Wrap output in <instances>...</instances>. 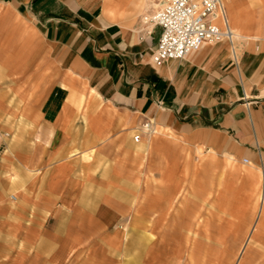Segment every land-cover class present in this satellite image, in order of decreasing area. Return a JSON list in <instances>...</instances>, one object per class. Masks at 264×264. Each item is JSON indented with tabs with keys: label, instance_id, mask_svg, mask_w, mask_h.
Returning <instances> with one entry per match:
<instances>
[{
	"label": "crops",
	"instance_id": "crops-1",
	"mask_svg": "<svg viewBox=\"0 0 264 264\" xmlns=\"http://www.w3.org/2000/svg\"><path fill=\"white\" fill-rule=\"evenodd\" d=\"M224 3L233 42L205 43L185 59L157 66L152 53L162 28L146 21L155 9L153 0H0V220H4L0 228L18 234L12 243L29 251L57 243L66 251L57 250L63 257L81 244L72 256L75 264L79 260L84 264L118 262L122 235L117 236V229L112 232L103 227L105 220L96 227L68 223L63 205L69 208L78 199L88 201L82 195L88 185L107 188L127 183L130 188H141L144 163L141 158V167H136L140 158L136 154L144 153L147 158L151 148L143 143L134 146L131 132L143 118L154 119L182 139L181 144L162 141V151L172 154L179 147L185 154L196 147L197 177L193 180H201L203 173L217 168L213 156L217 153L258 167L252 176L256 201L250 204L246 196L242 200L246 208H255L252 227L257 240L264 227V14H259V0ZM216 20L222 26V19ZM5 138H11L15 146L6 145ZM96 148L97 156L89 160ZM125 153L129 165L121 161ZM101 159L115 162V177L101 173L97 183L93 171L86 179L80 177L78 169L83 165L104 170L100 163L105 160ZM34 168L47 173L33 177ZM15 170L16 181L10 172ZM131 170L134 182H118ZM4 171L9 172L3 175ZM112 179L118 180L110 182ZM152 185L157 195L145 201L156 211L150 213L149 205L142 206L137 194L133 199L141 208L137 211L140 217H148L151 229V216L160 208L157 203H171L174 193L163 180ZM17 190H21L20 201L13 209L9 202L14 194L7 195ZM103 196L102 201L109 203V193ZM231 206L229 203L225 219L219 218V222L230 227L236 241V232L244 233L248 217L246 209L237 214ZM112 211L115 216L126 214L123 209ZM56 216L68 223L64 229L47 225ZM182 217L183 236L187 215ZM109 231L110 237L106 236ZM245 234L235 264L242 263L250 246L251 236ZM159 236L156 251L167 245L165 234ZM182 236L176 242L178 248ZM139 244L134 264L150 263L151 240L144 235ZM228 252L233 250H223L222 255ZM42 258L46 259L45 254Z\"/></svg>",
	"mask_w": 264,
	"mask_h": 264
},
{
	"label": "rangeland",
	"instance_id": "rangeland-1",
	"mask_svg": "<svg viewBox=\"0 0 264 264\" xmlns=\"http://www.w3.org/2000/svg\"><path fill=\"white\" fill-rule=\"evenodd\" d=\"M259 1L260 3L257 7L258 10H260L259 14H264V0ZM153 3L155 4L154 1ZM158 8L159 7L155 5L153 12ZM153 12L150 15H152ZM149 121L151 120L143 118L136 129L131 132V140L134 146L143 143L150 145L151 148L147 158L143 157L144 153H141L142 155L136 154V156H140L139 160L136 162V167H141V158H143L142 161L144 163L141 168L143 178H141V180L139 179V184H142L141 188L138 189L136 186L130 188V184L127 183H124V187L110 185L106 188L100 184L85 186L82 195L83 198H88V201L85 202L78 199L76 203L73 204V207L67 208L65 204L63 205L65 206L64 208L61 207L63 208L64 214H67L68 223L73 222L77 223V225L79 224V226L96 227L105 220L102 224L103 227L111 228L112 232L113 229H117V236L121 234L122 239L121 246H119L121 250L118 255V262L115 264H134L133 259L137 262L140 254L139 241L141 236L144 235L146 237L148 236V239L151 240L150 245L152 247L150 251H148V260H150L148 264H235L236 253L244 243L241 237L251 228L250 232L245 234L247 237L248 235L251 236L249 239L250 246L243 256L241 264H264V227L258 233L259 236L257 240H255V233L257 231L252 227L255 220V215L253 217V213L256 214V211H254L255 208L253 207L252 210L249 209L248 206L246 208V206L242 204L244 196H246V202L250 201V204L256 201L255 194L252 191L254 184V177L252 176L258 167H256L255 164L251 166L243 165L242 161L236 157L228 154H223L220 157L217 153L213 154L214 163L217 168L214 171L211 169L212 171L209 170L203 173L201 175L203 176L201 180H193L194 177H197L195 174L196 168L194 167L197 161V155L193 152L196 147L192 150H185V154L181 152L179 147H175L174 151H172L174 153L172 154H169V151H162L161 149H165L164 146H162V141H168L172 144H181L182 139L177 137L175 132L161 127L158 123L156 124L154 119H152L151 122ZM146 123H151L150 128H152V130L147 127L148 125L145 126L146 128L144 127ZM153 123L155 124L153 125ZM146 129H149V131L144 132ZM135 134H140V142H135L133 140ZM19 140L25 141L27 139L20 138ZM4 142L8 146H15L16 144L12 142L11 138H5ZM16 148L19 149L20 147L18 146ZM96 152L97 148L89 160L95 159L97 156ZM141 152H143V150H141ZM128 155V153H125L121 161L129 165L130 161L127 159ZM204 157L207 158L209 156L205 155ZM210 161L213 162V160ZM101 163L100 166H103L104 170H91L83 165L78 169V174L81 178L86 179L85 177H88V174L93 171L98 178L94 179V183L100 182L99 177L101 173L102 175L103 173L111 175V178L115 177L113 176L115 162L105 160L104 163ZM117 171L120 172V175L123 174V170L118 169ZM132 171L133 170H131L125 178L119 177L120 180L112 179L110 182L114 180H118V182L122 180L134 182L131 177V175H133ZM198 171H201V169H198ZM7 172L9 171H4L3 175ZM10 172L13 175V180L16 181L17 171ZM32 173L33 177H37V175L42 173L46 174L47 171L44 172L41 169L34 168ZM198 176L200 175L198 174ZM159 180L165 181L167 186H172L174 193L171 196V203H157L160 208H158L159 212H157L155 216H151L153 222L151 229V223L148 217L147 219L140 217L137 211L141 210V208L138 203L133 204V199L135 194H137V196L141 198L139 203L143 204L142 206L149 205V207L146 208H148L150 213L156 211L154 205L150 202H146L145 199H151V197L157 195L152 184ZM135 182H137L136 179ZM198 182H200V187L197 184ZM165 191H167L166 188H163V192ZM106 192L110 195L109 203L102 201L103 195H105ZM20 193L21 190H17L14 192L11 191L7 195L9 197V195L14 194L15 197H18V201H14L11 198L13 201L9 202L13 209L19 204ZM165 197L167 196L165 195ZM6 201H10V199ZM102 202L106 204L104 205L106 206V210L103 208ZM229 203L232 204L230 207L232 212L239 214L240 210L246 209L247 217H250V219L247 218L248 226L246 225L244 233L236 232V241L234 232H231L232 230L230 227L222 225L219 222V218H221V221L225 219V215L228 213ZM165 206H168V208L171 207L170 209L167 208V211L161 212L160 209ZM122 209L125 210L126 213L124 216H115V213H112L114 212L112 210ZM91 211L93 215L90 214ZM106 211L108 214H105ZM187 211H191V214H187ZM69 212L71 213L69 214ZM220 212L221 214H219ZM183 214L187 215V218L185 233L182 236ZM102 215H106V217H102ZM17 220L18 219L15 218V221ZM1 222H4V220H0V227ZM68 223L65 224V221H63L60 216H56L49 219L47 225L50 227L62 226V229H64V226L68 225ZM143 225H145V230L140 233ZM111 231H109V234L106 236L110 237ZM160 233L165 234L167 245L163 250L156 251L154 244L160 238ZM16 236H18L16 232L0 228V244L4 243L7 245V247L4 248L0 246V264H11V262L15 264H71L72 261L75 264L76 261L74 262L72 256L77 251V247L81 245L78 244L73 246L63 257L59 255L57 250H65L60 249L57 243L54 244L56 247L53 246L52 243H47V247L44 250L33 249L29 251L24 248L22 244L18 245L12 243ZM181 236L183 237L181 242L182 246L178 248L176 242ZM96 237H98V235ZM125 237H127L126 240ZM235 244H237V247L233 248L232 246ZM118 245L119 243H117V246ZM125 249L128 251L127 253H125ZM226 249L233 250V253L228 252L229 254L227 253L223 256L222 251ZM71 251L73 252L70 254ZM42 254H45L46 259L42 258ZM222 257L224 258L220 260ZM79 262L78 264H84Z\"/></svg>",
	"mask_w": 264,
	"mask_h": 264
},
{
	"label": "built area",
	"instance_id": "built-area-1",
	"mask_svg": "<svg viewBox=\"0 0 264 264\" xmlns=\"http://www.w3.org/2000/svg\"><path fill=\"white\" fill-rule=\"evenodd\" d=\"M161 8L146 17L153 26L162 28L152 61L160 66L170 60H182L199 51L205 43L232 42L233 33L225 18L224 0H153ZM221 14L224 29L217 23ZM160 104V103H159ZM162 104V103H161ZM151 122V121H149ZM151 123L144 125L150 128ZM152 130V128H150ZM135 134V142L140 140ZM245 162H249L244 159ZM15 199L14 196L11 197Z\"/></svg>",
	"mask_w": 264,
	"mask_h": 264
},
{
	"label": "bare ground",
	"instance_id": "bare-ground-1",
	"mask_svg": "<svg viewBox=\"0 0 264 264\" xmlns=\"http://www.w3.org/2000/svg\"><path fill=\"white\" fill-rule=\"evenodd\" d=\"M155 5L159 6V8H161V5H160V4H156V3H155ZM159 8H158V9H159ZM219 17H221V14H220V13L218 14L217 18H219ZM217 18H216V19H217ZM225 18L228 20L227 15H226V6H225ZM222 23H223V21H222ZM228 24H229V27H230V29H231V26H230L229 20H228ZM221 27L224 29V28H225V27H224V24H222ZM231 31H232V30H231ZM232 33H233V31H232ZM233 37H234V33H233ZM232 40H233V38H232ZM222 41H227V40H222ZM222 41H221V42H222ZM232 42H233V41H232ZM194 53H196V52H194ZM192 54H193V53H192ZM190 55H191V54H190ZM188 56H189V55H188ZM188 56H187V57H188ZM145 128H146V127H145ZM243 161H244V160H243ZM244 162H245V161H244ZM245 163L249 164L250 162H245ZM14 197H15V196H14ZM15 198H16V197H15ZM13 200H15V199H13Z\"/></svg>",
	"mask_w": 264,
	"mask_h": 264
}]
</instances>
